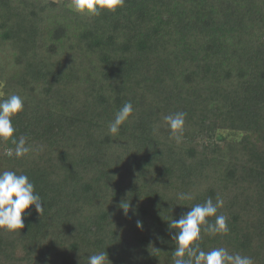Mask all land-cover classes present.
<instances>
[{
	"label": "trees",
	"instance_id": "obj_1",
	"mask_svg": "<svg viewBox=\"0 0 264 264\" xmlns=\"http://www.w3.org/2000/svg\"><path fill=\"white\" fill-rule=\"evenodd\" d=\"M70 3L0 0V99L23 98L12 123L32 148L9 158L0 141V172L27 175L45 208L0 229V264L101 251L173 264L171 219L218 196L229 231L202 229L201 249L264 264V0H125L94 17ZM126 102L133 115L111 135ZM177 112L179 144L163 120Z\"/></svg>",
	"mask_w": 264,
	"mask_h": 264
},
{
	"label": "clouds",
	"instance_id": "obj_2",
	"mask_svg": "<svg viewBox=\"0 0 264 264\" xmlns=\"http://www.w3.org/2000/svg\"><path fill=\"white\" fill-rule=\"evenodd\" d=\"M125 0H71L69 7L77 14L89 17L99 16L102 11L116 12L124 7ZM24 110V100L18 94H12L6 99H0V141L10 142L13 147L5 149V155L9 158L21 159L31 151L27 143V137H15L13 118ZM131 102H126L116 113L115 118L108 124L111 135H118L120 127L133 115ZM185 112L163 117L170 131V139L177 144L182 142L183 130L186 119ZM180 200H190V193H180ZM224 201L219 196L215 203L211 198L203 204H196L178 220L171 219L170 229L174 230L176 244L173 251V264H254L251 257L242 256L239 253L232 254L226 248L219 247L210 251L201 249L202 229L209 235L227 234L229 231L227 217L220 214ZM42 215L45 208L42 207V199L36 194L35 186L25 174H17L15 171L4 170L0 172V229L7 232H17L24 227L23 216L30 208ZM125 213L129 204L121 205ZM210 217H215L214 223L209 222ZM138 227L141 226L138 221ZM88 264H110L105 251L87 257Z\"/></svg>",
	"mask_w": 264,
	"mask_h": 264
},
{
	"label": "rangeland",
	"instance_id": "obj_3",
	"mask_svg": "<svg viewBox=\"0 0 264 264\" xmlns=\"http://www.w3.org/2000/svg\"><path fill=\"white\" fill-rule=\"evenodd\" d=\"M56 1H63V0H56ZM224 136L227 137L228 139L232 137V135L226 133H224Z\"/></svg>",
	"mask_w": 264,
	"mask_h": 264
}]
</instances>
